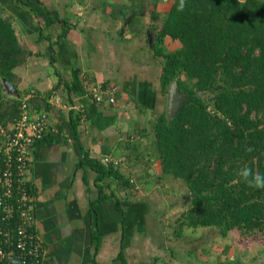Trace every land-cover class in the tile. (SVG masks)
Listing matches in <instances>:
<instances>
[{
	"label": "crops",
	"instance_id": "1",
	"mask_svg": "<svg viewBox=\"0 0 264 264\" xmlns=\"http://www.w3.org/2000/svg\"><path fill=\"white\" fill-rule=\"evenodd\" d=\"M164 2L156 7L147 2L135 10V1L129 0H0L1 17L30 51L8 78L1 79L16 91L1 87L5 96L30 99L57 88L65 116L69 110L81 113L77 130L84 152L102 161L106 156L118 159L114 167L134 184L120 186L106 178L107 192L115 197L100 200L96 174L81 163L70 139L35 144L25 176L33 197L32 227L44 245L41 264H122L116 262L120 252L126 264H172L174 259L186 263L172 248L181 236L168 235L166 226L173 233L177 210L165 213L166 205L153 197L177 194L145 188L146 180L162 175L154 123L166 113L167 93L161 92V63L148 35L152 38L154 33L153 12L167 11ZM62 18L68 30L55 42ZM165 43L170 50L179 45L170 39L172 47ZM102 83L118 86L114 104L97 103L88 92L89 86ZM213 249L189 248L186 256L198 259L190 264H224L222 257L219 262L210 259Z\"/></svg>",
	"mask_w": 264,
	"mask_h": 264
},
{
	"label": "trees",
	"instance_id": "2",
	"mask_svg": "<svg viewBox=\"0 0 264 264\" xmlns=\"http://www.w3.org/2000/svg\"><path fill=\"white\" fill-rule=\"evenodd\" d=\"M129 1H135V10L147 4ZM158 1L148 2L156 7ZM177 4L172 0L164 15L154 11L150 28L151 50L161 63V92L166 94L177 79L181 95L175 114L169 119L163 111L154 123L161 170L182 181L187 191L189 207L174 220L173 234L207 226L222 237L238 230L241 237L264 239V189L250 188L237 176L244 166L264 173V0H186L183 12L177 11ZM59 25L55 42L68 30L65 18ZM167 39L177 41L178 47L164 48ZM28 54L11 23L0 15V84ZM111 85L117 86H99ZM55 89L26 99L31 111L50 118L49 129L36 144L70 139L81 163L96 174L100 200L115 197L107 192L106 178L133 187L112 164L84 152L77 130L81 113L69 110L65 116ZM23 100L6 97L0 85V124L18 116ZM249 147L253 151L248 152ZM95 234L97 251L100 242ZM119 261L126 264L122 252Z\"/></svg>",
	"mask_w": 264,
	"mask_h": 264
},
{
	"label": "built area",
	"instance_id": "3",
	"mask_svg": "<svg viewBox=\"0 0 264 264\" xmlns=\"http://www.w3.org/2000/svg\"><path fill=\"white\" fill-rule=\"evenodd\" d=\"M88 92L97 102L114 104L118 88L91 85ZM49 125V116L31 111L26 98L19 106L18 116L6 125L0 124V264H11L12 260L19 264L42 263L44 245L38 234L29 229L33 222V197L25 169L30 149ZM103 161L113 166L119 163L110 156Z\"/></svg>",
	"mask_w": 264,
	"mask_h": 264
},
{
	"label": "rangeland",
	"instance_id": "4",
	"mask_svg": "<svg viewBox=\"0 0 264 264\" xmlns=\"http://www.w3.org/2000/svg\"><path fill=\"white\" fill-rule=\"evenodd\" d=\"M145 1L148 2L150 0ZM160 1L162 2V0H159L158 2ZM171 2L172 0H165V2L163 3L167 10ZM163 9L159 7L160 11H163ZM160 14H157V16ZM166 42H168V44L165 43V47H168V45L172 47L171 43H169V39H167ZM182 77L184 79H187V76L185 75H182ZM203 97L206 96L203 95ZM159 177L161 178H157L158 180H154L156 178H150L149 180H146L147 184L145 188H153V190L155 189L156 191H158L159 189H168L177 194V196L165 194V196L161 197L158 195H153V197L156 198L159 203L166 205L165 213H174V210L181 212L187 209L189 207V204L187 195H185V192H187L186 187L184 186L183 182L175 179L170 174H163V172ZM173 205H175L176 207L172 210L171 207ZM159 209L163 210L164 208L161 205ZM177 211L176 215L178 216L180 212ZM163 221L164 218L160 222L161 226ZM168 225H166L168 227V235H172V228H170ZM144 235H146V233ZM199 246H207L210 248V250L212 249V247H214L212 258H215V260L211 257L210 259L215 262H219V259H221L220 257H222L221 260L224 264H264V239L262 237L256 236L241 237L238 230H232L227 234V236L222 237L213 227L204 226L197 228H185L181 233L179 243H176V246L172 244L173 251H179L180 254H178V256H181L179 258H182L183 262H186L184 264H190L192 261H198L196 257L195 260L190 261L191 258H188V256H186V253L189 248H193V250L197 251V248ZM204 253L205 251H203V254ZM211 253L212 252L209 251L208 254L210 255ZM199 256L201 260L203 258V255L200 254ZM173 263L179 264V261H176L174 259L172 260V264ZM199 264H202L201 261H199Z\"/></svg>",
	"mask_w": 264,
	"mask_h": 264
},
{
	"label": "clouds",
	"instance_id": "5",
	"mask_svg": "<svg viewBox=\"0 0 264 264\" xmlns=\"http://www.w3.org/2000/svg\"><path fill=\"white\" fill-rule=\"evenodd\" d=\"M186 7V0H178L177 11L183 12ZM248 152L253 151L251 147L247 149ZM237 176L248 187L254 189H264V173L253 171L251 167L244 166L238 169ZM11 264H19V261L12 260Z\"/></svg>",
	"mask_w": 264,
	"mask_h": 264
},
{
	"label": "water",
	"instance_id": "6",
	"mask_svg": "<svg viewBox=\"0 0 264 264\" xmlns=\"http://www.w3.org/2000/svg\"><path fill=\"white\" fill-rule=\"evenodd\" d=\"M148 41L150 45H152V38L150 35H148ZM1 87L4 91H7L9 93H16L14 87L10 85V83L5 79L2 80ZM180 99L181 95L178 91L177 79H174V81L170 84L166 95V116L169 119L175 114L176 110L179 108ZM188 195L191 196L190 191H188Z\"/></svg>",
	"mask_w": 264,
	"mask_h": 264
}]
</instances>
